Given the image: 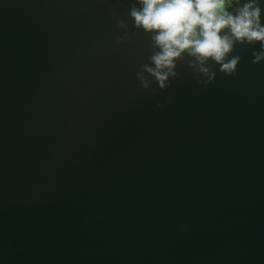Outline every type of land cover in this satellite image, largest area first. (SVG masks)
Masks as SVG:
<instances>
[{
  "label": "water",
  "instance_id": "1",
  "mask_svg": "<svg viewBox=\"0 0 264 264\" xmlns=\"http://www.w3.org/2000/svg\"><path fill=\"white\" fill-rule=\"evenodd\" d=\"M128 12L0 0V264H264L259 42L236 76L146 91Z\"/></svg>",
  "mask_w": 264,
  "mask_h": 264
},
{
  "label": "clouds",
  "instance_id": "2",
  "mask_svg": "<svg viewBox=\"0 0 264 264\" xmlns=\"http://www.w3.org/2000/svg\"><path fill=\"white\" fill-rule=\"evenodd\" d=\"M133 27L142 31L150 41V55L135 73L142 89L148 91L155 83L159 90L170 88L180 78L177 71L186 65L197 78V84L208 86L219 72L225 76L238 75L242 57L233 54L237 45L255 46L252 64L264 61V8L260 0H135L129 5ZM234 5V10L232 9ZM123 35L117 42L131 40L128 24L118 19ZM173 101L167 97V104ZM158 108L166 107L157 103Z\"/></svg>",
  "mask_w": 264,
  "mask_h": 264
},
{
  "label": "flooded vegetation",
  "instance_id": "3",
  "mask_svg": "<svg viewBox=\"0 0 264 264\" xmlns=\"http://www.w3.org/2000/svg\"><path fill=\"white\" fill-rule=\"evenodd\" d=\"M243 0H241V2H242ZM126 2L129 4V5H131V1L130 0H126ZM229 10H234V5H233V8L232 9H229Z\"/></svg>",
  "mask_w": 264,
  "mask_h": 264
},
{
  "label": "rangeland",
  "instance_id": "4",
  "mask_svg": "<svg viewBox=\"0 0 264 264\" xmlns=\"http://www.w3.org/2000/svg\"><path fill=\"white\" fill-rule=\"evenodd\" d=\"M130 1H131V3L135 2V0H130Z\"/></svg>",
  "mask_w": 264,
  "mask_h": 264
}]
</instances>
